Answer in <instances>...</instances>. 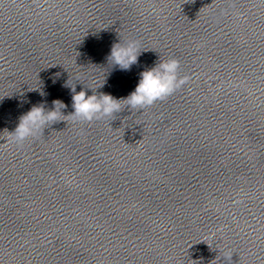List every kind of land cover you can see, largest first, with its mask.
<instances>
[{
  "label": "water",
  "instance_id": "water-1",
  "mask_svg": "<svg viewBox=\"0 0 264 264\" xmlns=\"http://www.w3.org/2000/svg\"><path fill=\"white\" fill-rule=\"evenodd\" d=\"M169 58L172 95L71 115V87L126 97ZM57 99L65 121L10 139ZM0 264H264V0H0Z\"/></svg>",
  "mask_w": 264,
  "mask_h": 264
},
{
  "label": "clouds",
  "instance_id": "clouds-1",
  "mask_svg": "<svg viewBox=\"0 0 264 264\" xmlns=\"http://www.w3.org/2000/svg\"><path fill=\"white\" fill-rule=\"evenodd\" d=\"M140 54L138 41L128 40L124 43L118 41L112 45L107 60L112 67L129 71L139 62ZM179 68L178 59H160L154 66L141 71L135 89L126 97L120 98L111 93H97L92 88L86 87L77 92L76 87L70 86L74 109L71 115L74 119L91 122L102 117L116 115L125 108L142 110L172 95L185 84L187 77L179 76ZM89 89L93 90L92 94H89ZM52 105L51 109H46L44 103L33 105L30 110L19 117L15 129L9 132L10 139L15 143H22L30 137H36L42 129L45 130L46 125L65 121L61 117L68 116L63 112L67 105L60 99L52 101ZM230 258V254L226 252L223 259Z\"/></svg>",
  "mask_w": 264,
  "mask_h": 264
}]
</instances>
